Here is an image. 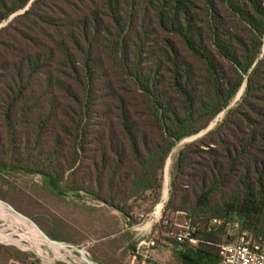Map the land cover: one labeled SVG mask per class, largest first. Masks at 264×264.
Returning <instances> with one entry per match:
<instances>
[{"label": "trees", "instance_id": "obj_1", "mask_svg": "<svg viewBox=\"0 0 264 264\" xmlns=\"http://www.w3.org/2000/svg\"><path fill=\"white\" fill-rule=\"evenodd\" d=\"M7 20L0 174L37 175L131 225L171 149L224 112L178 150L150 250L163 236L175 264H218L225 223L264 237V0H0ZM174 223L194 231L178 243Z\"/></svg>", "mask_w": 264, "mask_h": 264}, {"label": "rangeland", "instance_id": "obj_2", "mask_svg": "<svg viewBox=\"0 0 264 264\" xmlns=\"http://www.w3.org/2000/svg\"><path fill=\"white\" fill-rule=\"evenodd\" d=\"M7 22L1 23L0 27ZM241 90L242 87L240 94ZM237 94L229 108L238 101ZM223 115L224 112H221L204 130L183 139L171 149L161 172L160 194L156 204L152 207L139 204L132 211L133 216L138 218L142 214L145 218L136 219V223L131 225H124L116 212L82 194L75 195L69 191L57 194L37 175L23 172L0 174V201L26 218L17 216L19 219L30 221L29 224L36 230L38 228L46 239L71 247L64 248L55 243L54 248L47 244L37 245L27 225L18 223L12 216L0 215V249H6L11 257L6 260L0 255V264H175L173 247L163 236L157 238L150 256L131 258L133 247L139 240L151 237L156 216L150 218V214L160 204V215L162 205L167 200L170 169L178 150L213 129ZM168 162L169 168L166 170ZM3 212L0 207V214Z\"/></svg>", "mask_w": 264, "mask_h": 264}, {"label": "built area", "instance_id": "obj_3", "mask_svg": "<svg viewBox=\"0 0 264 264\" xmlns=\"http://www.w3.org/2000/svg\"><path fill=\"white\" fill-rule=\"evenodd\" d=\"M154 213V212H153ZM150 214V218L154 214ZM142 214L138 215V219L144 220ZM160 215L155 217V223L159 220ZM214 226L219 225V221L211 220ZM177 231L174 233L176 242H182L189 237V233L194 231V228L188 224L174 223ZM189 243L194 244L193 239H188ZM153 246L152 238L147 240H139L137 249L146 255L148 250ZM67 248V247H66ZM69 248V247H68ZM218 264H264V237L253 236L241 229L237 222L225 223L223 229V236L216 244Z\"/></svg>", "mask_w": 264, "mask_h": 264}, {"label": "bare ground", "instance_id": "obj_4", "mask_svg": "<svg viewBox=\"0 0 264 264\" xmlns=\"http://www.w3.org/2000/svg\"><path fill=\"white\" fill-rule=\"evenodd\" d=\"M169 166V162L167 163V167H166V170H167V168H169L168 167ZM166 179H167V177H166ZM166 179H165V182H166ZM163 197H165V191H163ZM165 201V200H164ZM163 206V205H162ZM0 207L4 210V212H3V214H0V215H6V216H12V217H14L17 221H18V223L20 222V223H23V224H25V225H27L29 228H30V232H31V234H33V236H34V240L36 241V243H37V245L38 244H47L49 247H53L54 248V244H53V242H51V241H49L48 239H46L39 231H37L33 226H31V224H29V222H27V221H25L24 219H19L16 215H14L13 213H11L10 211H8L7 209H6V207L5 206H3L2 204H0ZM160 207H161V205L159 204V205H157L156 206V208H155V212H154V215L155 216H157L158 215V213L160 212L159 211V209H160ZM152 224V223H151ZM30 234V233H29ZM44 237L45 238V240H43V238L42 237ZM32 240V239H31ZM59 245H61L62 247H64L62 244H59ZM65 248V247H64ZM85 257V256H84Z\"/></svg>", "mask_w": 264, "mask_h": 264}, {"label": "water", "instance_id": "obj_5", "mask_svg": "<svg viewBox=\"0 0 264 264\" xmlns=\"http://www.w3.org/2000/svg\"><path fill=\"white\" fill-rule=\"evenodd\" d=\"M239 94H240V91L238 92L237 97L239 96ZM0 204H3L4 206H6L10 211H12V212L14 213V215H16V216H18V217H22L18 212H16L15 210H13L9 205L3 203L2 201H0ZM22 218H24V217H22ZM24 219H26V218H24ZM28 221H29V220H28ZM29 222H30V221H29ZM37 230L40 232V230H39L38 228H37ZM45 238H47V237L45 236ZM49 241H50V240H49ZM51 242H53V243H55V244H62L64 247H69V248H71L70 246H68V245H66V244H63V243L54 242V241H51ZM78 254H79V255H82L81 251H78Z\"/></svg>", "mask_w": 264, "mask_h": 264}, {"label": "crops", "instance_id": "obj_6", "mask_svg": "<svg viewBox=\"0 0 264 264\" xmlns=\"http://www.w3.org/2000/svg\"><path fill=\"white\" fill-rule=\"evenodd\" d=\"M137 249V247H136ZM137 251L139 252V254H141L143 257H146V256H150L151 253L153 252V249L152 250H148L147 254L146 255H143V253L141 251H139V249H137Z\"/></svg>", "mask_w": 264, "mask_h": 264}]
</instances>
